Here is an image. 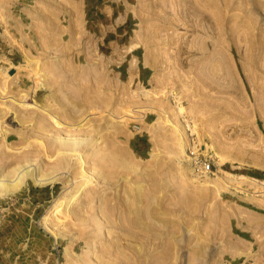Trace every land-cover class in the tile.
Instances as JSON below:
<instances>
[{
    "label": "rangeland",
    "instance_id": "374dc122",
    "mask_svg": "<svg viewBox=\"0 0 264 264\" xmlns=\"http://www.w3.org/2000/svg\"><path fill=\"white\" fill-rule=\"evenodd\" d=\"M25 171L0 264H264V0H0V179Z\"/></svg>",
    "mask_w": 264,
    "mask_h": 264
},
{
    "label": "bare ground",
    "instance_id": "6f19581e",
    "mask_svg": "<svg viewBox=\"0 0 264 264\" xmlns=\"http://www.w3.org/2000/svg\"><path fill=\"white\" fill-rule=\"evenodd\" d=\"M53 116V115H52ZM55 118V117H54ZM58 119V118H57ZM56 123H59L58 121H56ZM177 126V124L175 125V127ZM176 129H177V131L180 133V136H181V140H182V142H183V146H184V152H185V150H186V138H185V134L182 132V130H181V128L180 127H176ZM29 171V170H28ZM28 171H25V172H23V173H21V175H19V177L17 178V181L16 182H14V183H7V182H5V180L4 179H0V187L2 188V189H4V190H9V189H11V188H17V187H19L22 183H23V180H24V177L27 175V172ZM95 173V172H94ZM83 175H84V181L82 180V182H80V183H78V184H75L74 185V190L76 191V192H74V193H72V194H70V196L68 197V199H67V213L69 212V214H70V207H69V204L72 202V200L74 199V200H76L75 198V196L76 195H78L77 193H79V192H82L83 190H86V188H87V186L90 184L89 182L92 180V178H94L93 177V174H88L86 171H83ZM90 175H92V176H90ZM34 179L36 180V181H40V180H42L41 178H37V177H34ZM43 181V180H42ZM10 182V181H9ZM82 190V191H81ZM62 204H63V202H62ZM73 204V203H72ZM110 205V204H109ZM115 206H116V204H114ZM118 205V204H117ZM119 206V205H118ZM102 208L103 209V207H106L107 209H108V213L106 212V213H98L99 215H96V223L97 224H104V223H108V222H114L113 221V219H114V217L116 216V219H118V218H121L118 214L117 215H115L114 217L112 216V215H110V213H111V211H112V209L110 208V206L108 207V206H102V205H100L98 208ZM111 207H114V206H111ZM97 209V208H96ZM115 210H116V208H114ZM99 210V209H98ZM118 210H119V208H118ZM118 210H117V213H118ZM99 212H101V211H99ZM130 221V220H129ZM128 221V222H129ZM139 222V221H138ZM138 224V223H137ZM129 225V224H128ZM119 226H121V225H119ZM126 227V226H125ZM259 227V226H258ZM262 227V226H261ZM104 228V227H103ZM133 228V227H132ZM118 230H119V232H121L123 235H128L129 236V234H133V232L131 231V228L130 227H126V228H124V227H118L117 228ZM256 229V228H255ZM263 229H264V227H263ZM260 230V229H259ZM126 235V236H127ZM131 236V235H130ZM129 258V257H128ZM115 259V258H114ZM116 261H117V259H115ZM128 262H131V260L130 259H128Z\"/></svg>",
    "mask_w": 264,
    "mask_h": 264
},
{
    "label": "built area",
    "instance_id": "2783aa9c",
    "mask_svg": "<svg viewBox=\"0 0 264 264\" xmlns=\"http://www.w3.org/2000/svg\"><path fill=\"white\" fill-rule=\"evenodd\" d=\"M186 138V161L192 170L197 173H210L214 169V154L207 147L203 139L191 128L185 135Z\"/></svg>",
    "mask_w": 264,
    "mask_h": 264
}]
</instances>
